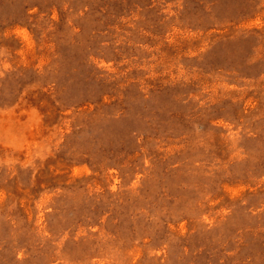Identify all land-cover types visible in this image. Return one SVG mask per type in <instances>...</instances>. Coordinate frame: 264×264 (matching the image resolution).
Listing matches in <instances>:
<instances>
[{
	"label": "rangeland",
	"instance_id": "1",
	"mask_svg": "<svg viewBox=\"0 0 264 264\" xmlns=\"http://www.w3.org/2000/svg\"><path fill=\"white\" fill-rule=\"evenodd\" d=\"M0 264H264V0H0Z\"/></svg>",
	"mask_w": 264,
	"mask_h": 264
}]
</instances>
